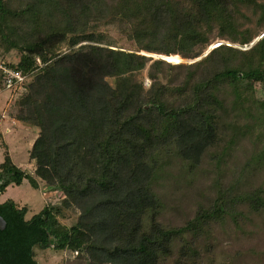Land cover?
<instances>
[{
	"label": "trees",
	"instance_id": "trees-1",
	"mask_svg": "<svg viewBox=\"0 0 264 264\" xmlns=\"http://www.w3.org/2000/svg\"><path fill=\"white\" fill-rule=\"evenodd\" d=\"M245 6L258 17L255 32L238 22ZM103 27L117 29L127 47ZM0 39L20 53L14 67L30 79L16 118L38 130L29 152L33 175L63 194L60 207L46 206L31 218L26 205L0 203L2 264H38L36 247L69 251L86 264H162L174 239L230 212L217 201L167 231L156 221L152 185L162 147L175 143L182 160L197 166L221 142L227 87L236 95L244 83L264 88V4L0 0ZM176 55L180 63L163 59ZM258 109L264 112V101ZM27 178L6 152L0 195ZM263 194L257 189L244 197L253 212L264 207ZM72 208L78 218L68 228L59 216ZM147 211L153 215L145 228ZM199 258L185 242L171 264H199Z\"/></svg>",
	"mask_w": 264,
	"mask_h": 264
},
{
	"label": "rangeland",
	"instance_id": "rangeland-1",
	"mask_svg": "<svg viewBox=\"0 0 264 264\" xmlns=\"http://www.w3.org/2000/svg\"><path fill=\"white\" fill-rule=\"evenodd\" d=\"M255 1L264 4V0ZM241 13L242 17H238L241 29L257 31L255 11L245 6L241 7ZM102 30L119 45L127 47L117 29L103 27ZM62 49L67 51L66 47ZM151 56L161 58L156 54ZM168 57L175 58L173 63L181 62L177 55ZM163 59L170 61L167 56ZM19 61L20 53L7 51L0 39V63L16 66ZM145 85L148 86V81ZM242 87L240 95L227 87L229 112L221 121L222 140L205 153L199 165L192 166L182 160L175 143L167 144L159 151L163 166L152 185L159 201L155 217L167 231L196 219L199 212L214 206L217 201L232 207L221 219L186 234L182 240L174 239L172 252L162 257V264H171L185 242H191L198 250L199 264H264V207L253 212L249 200L244 201L246 194L264 190V112L258 109L260 101H264V88L259 83L252 86L244 83ZM23 90L22 86L16 90L6 89L0 80V123L10 129V133H0V164L8 152L12 162L28 175L21 186L8 187L0 195V203L13 200L26 205L29 208L27 218H31L46 206L60 207L63 194L33 175L29 152L38 132L34 127L22 125L16 118ZM152 215L153 211L146 212L145 228L150 226ZM59 218L70 228L77 221L78 211L73 208L62 210ZM35 252L38 264H86L84 258H75L69 251L36 247Z\"/></svg>",
	"mask_w": 264,
	"mask_h": 264
},
{
	"label": "built area",
	"instance_id": "built-area-1",
	"mask_svg": "<svg viewBox=\"0 0 264 264\" xmlns=\"http://www.w3.org/2000/svg\"><path fill=\"white\" fill-rule=\"evenodd\" d=\"M172 62V61H169ZM0 73L6 89L16 90L27 82V77L16 67L0 63Z\"/></svg>",
	"mask_w": 264,
	"mask_h": 264
},
{
	"label": "crops",
	"instance_id": "crops-1",
	"mask_svg": "<svg viewBox=\"0 0 264 264\" xmlns=\"http://www.w3.org/2000/svg\"><path fill=\"white\" fill-rule=\"evenodd\" d=\"M23 125V124H22ZM25 126V125H24ZM29 127V126H27ZM6 128V129H5ZM2 132H7V133H10V129L9 127H7V125L3 124V123H0V133ZM38 132V130H37ZM38 134V133H37Z\"/></svg>",
	"mask_w": 264,
	"mask_h": 264
},
{
	"label": "water",
	"instance_id": "water-1",
	"mask_svg": "<svg viewBox=\"0 0 264 264\" xmlns=\"http://www.w3.org/2000/svg\"><path fill=\"white\" fill-rule=\"evenodd\" d=\"M5 227H6V222H5V220L0 216V230H4ZM0 264H2V263L0 262Z\"/></svg>",
	"mask_w": 264,
	"mask_h": 264
}]
</instances>
